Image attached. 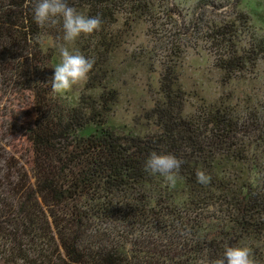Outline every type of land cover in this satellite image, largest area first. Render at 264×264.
Segmentation results:
<instances>
[{
    "label": "trees",
    "instance_id": "obj_1",
    "mask_svg": "<svg viewBox=\"0 0 264 264\" xmlns=\"http://www.w3.org/2000/svg\"><path fill=\"white\" fill-rule=\"evenodd\" d=\"M172 1L66 0L101 19L75 42L93 66L72 106L52 93L54 50L41 48L44 38L63 43L60 25L38 27L30 0H0V264H202L226 244L249 247L254 264H264V99L221 95L183 115L176 69L184 55L173 42L157 62V132L104 129L117 98L106 68L132 23L147 26L139 50L154 64L156 37L197 35L214 52L222 86L264 57L262 39L233 45L242 17L199 31L176 24ZM89 125L99 129L81 135ZM151 152L183 161L180 202L177 185L144 171ZM197 170L211 177L207 185L196 182Z\"/></svg>",
    "mask_w": 264,
    "mask_h": 264
},
{
    "label": "rangeland",
    "instance_id": "obj_2",
    "mask_svg": "<svg viewBox=\"0 0 264 264\" xmlns=\"http://www.w3.org/2000/svg\"><path fill=\"white\" fill-rule=\"evenodd\" d=\"M207 5L199 6L202 2ZM172 5L180 11L176 24L196 23L199 31L208 26L234 24L238 17H242L241 25L234 35L233 45L237 48H248V44L256 40H264V0H173ZM202 20L201 24H198ZM163 23V22H162ZM161 23V25H162ZM239 25V24H238ZM120 28V23L115 26ZM147 26L141 23H132L126 34L122 35L123 44L120 49L110 55L107 65V86L116 91V102L111 106V111L105 116V126L117 136H140L157 132L150 117V110L154 103L160 101L158 95V79L161 68L159 63L163 59V52L168 43H175L183 52L184 58L177 66L176 72L179 85L183 91V115H188L203 99L206 103H212L221 95H229L235 100L250 95L256 99H264V57H259L251 66H247L245 73L238 74L226 85L220 83L222 74L215 68L213 54L208 52L207 44H204L197 35L167 36L157 39L156 64L154 60L147 61L148 56L139 48H144ZM161 30H164L161 27ZM167 32V31H166ZM252 40H249V38ZM64 43V42H63ZM62 43V44H63ZM167 45V46H164ZM49 38L41 41V48L45 52L51 48L54 50L52 66L59 60L58 48ZM170 47V46H168ZM76 48V46H75ZM77 49V48H76ZM138 55L131 57V55ZM151 62L153 64H151ZM85 80L74 86L71 91L60 96L75 106L83 92ZM100 90L90 91L88 95L97 98ZM99 127L89 125L81 129L83 136H88ZM177 185L178 202L184 197L183 187Z\"/></svg>",
    "mask_w": 264,
    "mask_h": 264
},
{
    "label": "clouds",
    "instance_id": "obj_3",
    "mask_svg": "<svg viewBox=\"0 0 264 264\" xmlns=\"http://www.w3.org/2000/svg\"><path fill=\"white\" fill-rule=\"evenodd\" d=\"M32 20L38 27H55L63 32V44L58 48L59 60L52 67L50 88L57 96L67 95L71 89L84 81L92 69L93 60L83 56L75 48L81 36L91 35L99 30L101 19L87 16L70 7L66 0H30ZM183 161L171 154L151 152L145 159L143 169L149 175H158L169 188H174L181 179L179 170ZM196 182L207 185L211 177L202 170L195 173ZM202 264H254L251 249L247 246L225 245L220 257Z\"/></svg>",
    "mask_w": 264,
    "mask_h": 264
}]
</instances>
